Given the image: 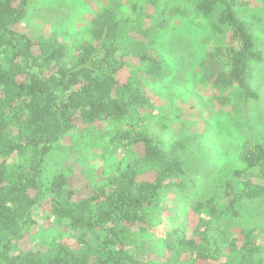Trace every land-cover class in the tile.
I'll use <instances>...</instances> for the list:
<instances>
[{
    "label": "trees",
    "instance_id": "1",
    "mask_svg": "<svg viewBox=\"0 0 264 264\" xmlns=\"http://www.w3.org/2000/svg\"><path fill=\"white\" fill-rule=\"evenodd\" d=\"M173 1L191 5L221 38L200 62L199 80L233 88L243 103L258 100L253 77L264 51L239 13L249 0H142L129 15L112 0L90 21L93 42L73 50L55 35L21 29L29 0H0V264H264V244L244 214L249 200L264 201V143L247 146L233 177H215L192 204L186 227L170 226L153 246L155 258L146 256L152 252L144 239L152 237L162 198L194 185L184 143L142 127L150 102L143 80L165 74L155 36ZM101 120L112 123L113 137L131 154L125 167L86 195L67 188L63 173L46 180L53 146ZM12 156L17 162H8ZM36 210L63 222L72 239L16 251Z\"/></svg>",
    "mask_w": 264,
    "mask_h": 264
},
{
    "label": "rangeland",
    "instance_id": "2",
    "mask_svg": "<svg viewBox=\"0 0 264 264\" xmlns=\"http://www.w3.org/2000/svg\"><path fill=\"white\" fill-rule=\"evenodd\" d=\"M112 0H29L21 29L31 37L55 35L71 50L81 42H93L89 24L94 14ZM123 13L131 14L132 4L142 0H121ZM163 28L155 36V47L163 54L165 74L145 78L144 89L149 105L143 112L142 127L148 133L160 134L184 143L183 156L194 177L186 192L167 194L160 202L159 221L153 225L152 237L144 239L148 259L155 258L153 246H160L161 235L170 226L186 227L192 204L202 199L213 179L233 177L243 166L242 153L253 143H264V60L254 69L253 86L259 99L243 103L236 90L214 89L198 78L200 62L209 49L221 41L213 37L208 19L198 15L186 2L167 4ZM178 6V12L174 8ZM148 15L152 13L147 9ZM250 21L264 51V0H249L239 9ZM147 26L154 24L145 16ZM212 39H211V37ZM114 126L107 120L80 127L56 143L46 155L44 177L63 173L67 188L78 194H89L103 178L125 167L132 159L129 152L113 137ZM15 156L9 163L17 162ZM236 187L239 182L236 181ZM246 226L254 229L257 241L264 244V201L249 200L244 208ZM178 220L170 221L171 216ZM32 229L17 241L16 251L46 248L55 239L69 241L67 227L41 210L34 211ZM189 234V229H186Z\"/></svg>",
    "mask_w": 264,
    "mask_h": 264
}]
</instances>
